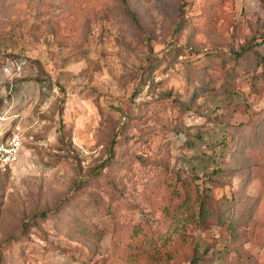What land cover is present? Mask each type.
<instances>
[{"label": "rangeland", "instance_id": "rangeland-1", "mask_svg": "<svg viewBox=\"0 0 264 264\" xmlns=\"http://www.w3.org/2000/svg\"><path fill=\"white\" fill-rule=\"evenodd\" d=\"M14 133L0 264H264V0H0Z\"/></svg>", "mask_w": 264, "mask_h": 264}, {"label": "trees", "instance_id": "trees-1", "mask_svg": "<svg viewBox=\"0 0 264 264\" xmlns=\"http://www.w3.org/2000/svg\"><path fill=\"white\" fill-rule=\"evenodd\" d=\"M181 209H183V216L186 218L187 222L193 219L199 224H204V221L213 218L216 220V224L219 225V228L227 225L226 216L220 210H211L209 204L204 199L192 201L187 198L183 202ZM230 225L232 224L230 223Z\"/></svg>", "mask_w": 264, "mask_h": 264}, {"label": "built area", "instance_id": "built-area-1", "mask_svg": "<svg viewBox=\"0 0 264 264\" xmlns=\"http://www.w3.org/2000/svg\"><path fill=\"white\" fill-rule=\"evenodd\" d=\"M22 139L16 133L7 137H0V172L6 171L17 163Z\"/></svg>", "mask_w": 264, "mask_h": 264}]
</instances>
